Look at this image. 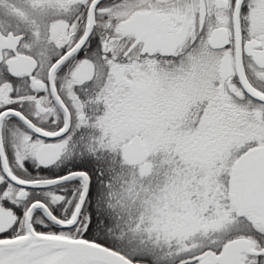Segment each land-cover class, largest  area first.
Segmentation results:
<instances>
[{
	"label": "snow or ice",
	"instance_id": "obj_1",
	"mask_svg": "<svg viewBox=\"0 0 264 264\" xmlns=\"http://www.w3.org/2000/svg\"><path fill=\"white\" fill-rule=\"evenodd\" d=\"M0 264H264V0H0Z\"/></svg>",
	"mask_w": 264,
	"mask_h": 264
}]
</instances>
